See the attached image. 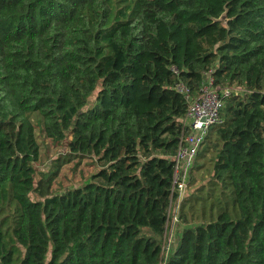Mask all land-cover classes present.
Listing matches in <instances>:
<instances>
[{
  "label": "trees",
  "instance_id": "trees-1",
  "mask_svg": "<svg viewBox=\"0 0 264 264\" xmlns=\"http://www.w3.org/2000/svg\"><path fill=\"white\" fill-rule=\"evenodd\" d=\"M209 69L238 90L163 255L174 84ZM43 139L98 168L52 193ZM0 264H264V0H0Z\"/></svg>",
  "mask_w": 264,
  "mask_h": 264
},
{
  "label": "built area",
  "instance_id": "built-area-1",
  "mask_svg": "<svg viewBox=\"0 0 264 264\" xmlns=\"http://www.w3.org/2000/svg\"><path fill=\"white\" fill-rule=\"evenodd\" d=\"M171 70L178 74V69L174 65L171 66ZM174 88L184 96L186 108L184 115L180 118L177 146L171 156L173 173L170 203L161 242L163 255L168 253L173 244V230L178 223V201L182 198V192L199 149L209 129L223 122L222 109L225 98L238 90L232 85L216 84L210 69L203 72L202 79L195 90L181 79L176 80ZM174 193L177 196L173 200ZM173 202L174 205H172Z\"/></svg>",
  "mask_w": 264,
  "mask_h": 264
},
{
  "label": "rangeland",
  "instance_id": "rangeland-1",
  "mask_svg": "<svg viewBox=\"0 0 264 264\" xmlns=\"http://www.w3.org/2000/svg\"><path fill=\"white\" fill-rule=\"evenodd\" d=\"M237 87L236 85H232ZM203 147V146H201ZM201 147L199 151L201 150ZM201 157H196V163L199 162ZM32 165L35 169V183L38 178H48L51 174L53 176L50 178V188L52 193H62L68 188L76 187L83 183L95 169L98 168L97 165L91 162V159L87 157L76 158L68 156L63 146H54L51 141L43 139V148L40 156L32 161ZM201 171H197L194 167L192 168L189 178L186 181V186L182 192V197L184 195L190 194L194 187L200 183ZM192 181V184L188 183ZM31 197L36 195L34 192L30 194ZM174 205V202L173 204ZM184 227L183 223H177L173 230V244L170 246V250L166 255H168L175 243L177 242L179 233Z\"/></svg>",
  "mask_w": 264,
  "mask_h": 264
},
{
  "label": "water",
  "instance_id": "water-1",
  "mask_svg": "<svg viewBox=\"0 0 264 264\" xmlns=\"http://www.w3.org/2000/svg\"><path fill=\"white\" fill-rule=\"evenodd\" d=\"M219 19L225 20V13H222V15L219 17Z\"/></svg>",
  "mask_w": 264,
  "mask_h": 264
}]
</instances>
